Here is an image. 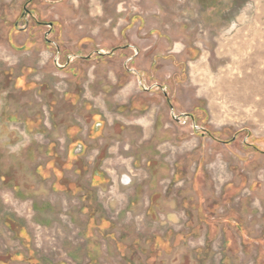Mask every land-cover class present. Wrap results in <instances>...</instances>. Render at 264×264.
Here are the masks:
<instances>
[{
  "label": "rangeland",
  "instance_id": "374dc122",
  "mask_svg": "<svg viewBox=\"0 0 264 264\" xmlns=\"http://www.w3.org/2000/svg\"><path fill=\"white\" fill-rule=\"evenodd\" d=\"M260 207L264 0H0V264H264Z\"/></svg>",
  "mask_w": 264,
  "mask_h": 264
},
{
  "label": "crops",
  "instance_id": "0c3cea01",
  "mask_svg": "<svg viewBox=\"0 0 264 264\" xmlns=\"http://www.w3.org/2000/svg\"><path fill=\"white\" fill-rule=\"evenodd\" d=\"M125 48H127V47H125ZM260 208H261V207H260ZM260 210H262V208H261ZM261 212H264V210H262Z\"/></svg>",
  "mask_w": 264,
  "mask_h": 264
},
{
  "label": "bare ground",
  "instance_id": "6f19581e",
  "mask_svg": "<svg viewBox=\"0 0 264 264\" xmlns=\"http://www.w3.org/2000/svg\"><path fill=\"white\" fill-rule=\"evenodd\" d=\"M249 79V78H248ZM254 92V91H253ZM255 92H257V91H255ZM253 94V93H252Z\"/></svg>",
  "mask_w": 264,
  "mask_h": 264
}]
</instances>
